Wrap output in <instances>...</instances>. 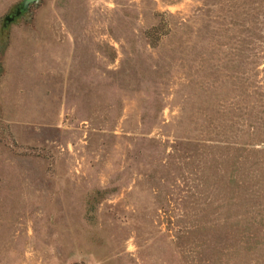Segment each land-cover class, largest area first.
I'll list each match as a JSON object with an SVG mask.
<instances>
[{
	"label": "rangeland",
	"instance_id": "rangeland-1",
	"mask_svg": "<svg viewBox=\"0 0 264 264\" xmlns=\"http://www.w3.org/2000/svg\"><path fill=\"white\" fill-rule=\"evenodd\" d=\"M22 1L0 264H264V0Z\"/></svg>",
	"mask_w": 264,
	"mask_h": 264
},
{
	"label": "water",
	"instance_id": "water-1",
	"mask_svg": "<svg viewBox=\"0 0 264 264\" xmlns=\"http://www.w3.org/2000/svg\"><path fill=\"white\" fill-rule=\"evenodd\" d=\"M36 0H23L20 5L16 8L14 15H19L21 11L25 10L30 4L34 3ZM13 19V16H6L5 21L9 22Z\"/></svg>",
	"mask_w": 264,
	"mask_h": 264
},
{
	"label": "flooded vegetation",
	"instance_id": "flooded-vegetation-1",
	"mask_svg": "<svg viewBox=\"0 0 264 264\" xmlns=\"http://www.w3.org/2000/svg\"><path fill=\"white\" fill-rule=\"evenodd\" d=\"M15 11H16V8H15Z\"/></svg>",
	"mask_w": 264,
	"mask_h": 264
}]
</instances>
